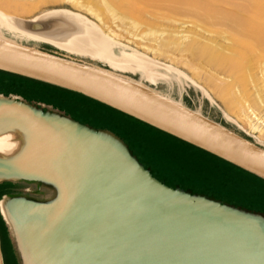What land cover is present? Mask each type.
Listing matches in <instances>:
<instances>
[{
	"label": "water",
	"instance_id": "water-1",
	"mask_svg": "<svg viewBox=\"0 0 264 264\" xmlns=\"http://www.w3.org/2000/svg\"><path fill=\"white\" fill-rule=\"evenodd\" d=\"M0 70L86 96L264 180L263 149L145 88L3 40ZM53 130L66 136L68 167L37 175L62 194L24 200L18 213L38 264H264V245L245 228L103 158L76 131Z\"/></svg>",
	"mask_w": 264,
	"mask_h": 264
},
{
	"label": "rangeland",
	"instance_id": "rangeland-1",
	"mask_svg": "<svg viewBox=\"0 0 264 264\" xmlns=\"http://www.w3.org/2000/svg\"><path fill=\"white\" fill-rule=\"evenodd\" d=\"M231 1L238 2L172 0V3L156 7L145 6L147 11L129 13L123 4L115 0H0V7L4 10H15L16 6L14 15L23 19H30L50 9H67L83 15L101 26L105 32L112 31L110 35L117 39L112 45V53L115 59H120L119 62L106 56L69 53L46 42L14 36L1 24L0 37L10 43L140 84L149 91L179 102L183 107L264 150V138H259L258 133L250 131L237 119V115L244 109L259 115L264 112V75L255 68L233 73L226 64H219L212 59V52H228L229 42L225 28L220 24L225 22L224 18L228 14L235 12ZM196 10L200 14L209 15L211 21L203 18ZM123 52L149 57L170 65L180 73L133 56H124ZM0 76L3 74L0 73ZM4 81L8 83L5 90L16 94L18 99L40 113H56L108 128L127 146L137 167L162 186L264 218L262 180L198 148L163 136L138 121L95 108L55 88L14 76H6ZM0 88L4 90L2 86ZM4 197L49 202L56 200L58 194L53 184L44 181L2 180L0 201ZM1 218L0 209V243L5 264H22L10 228Z\"/></svg>",
	"mask_w": 264,
	"mask_h": 264
},
{
	"label": "bare ground",
	"instance_id": "bare-ground-1",
	"mask_svg": "<svg viewBox=\"0 0 264 264\" xmlns=\"http://www.w3.org/2000/svg\"><path fill=\"white\" fill-rule=\"evenodd\" d=\"M115 1L120 5L123 4L129 13H134L136 10L147 11L145 6L156 7L172 3V0ZM231 5L234 6L235 12L231 15L228 14L224 18L225 22L220 24L225 28L226 39L229 42L228 52H212V59L219 64H226L233 73H240L247 69L250 71L255 68L264 75V0L231 1ZM3 10L0 7V24L14 36L46 42L69 53L89 54L94 57L106 56L112 58L114 62L120 60L115 59L112 53V45L117 40L110 35L112 31L107 30L106 32L109 34L106 33L101 26L79 13L67 9H50L40 12L30 19H23L14 15L17 10L16 6L15 10L9 8ZM196 12L200 14L199 11L196 10ZM200 15L211 21L209 15ZM96 18L98 19V17ZM211 25L215 24L212 23ZM0 40L7 41L1 37ZM123 54L180 73L170 65L160 63L149 57L126 54L125 52ZM133 84L143 88L140 84ZM160 96L181 105L177 101ZM262 107L264 110V102ZM27 116L32 117L33 120ZM226 118L235 121L229 116ZM237 119L241 120L250 131L258 133L259 138H264V112L259 115L249 109H244L237 115ZM56 128L76 131L83 144L98 149L103 158L116 159L133 173L146 178L145 174L129 157L121 141L111 134L103 131H91L56 113H40L23 100L0 95V180L33 177L37 180L51 182L48 179L38 177L37 172L45 171L49 166L53 168L54 165L59 164L68 167L66 136L63 133L55 132L53 129ZM53 184L56 186L58 196H61L62 187L59 184ZM160 190L182 202L192 204L240 225L254 234L264 245V218L243 213L201 197H192L181 192H169L161 188ZM23 203V197H4L0 201L1 214L10 228L22 264H38L28 235L18 218L19 209Z\"/></svg>",
	"mask_w": 264,
	"mask_h": 264
},
{
	"label": "crops",
	"instance_id": "crops-1",
	"mask_svg": "<svg viewBox=\"0 0 264 264\" xmlns=\"http://www.w3.org/2000/svg\"><path fill=\"white\" fill-rule=\"evenodd\" d=\"M0 71H3V70H0ZM4 72H6V71H4ZM9 73H10V72H9ZM0 77H2V76H0ZM3 77H4V78H3L2 80H5V79H6L5 76H3ZM0 80H1V78H0ZM49 88H50V87H49ZM51 88H52V87H51ZM52 89H54V88H52ZM57 90H59V89H57ZM59 91H62V92L68 93V94H70V95H72V96H75V97H77V98L83 100L85 103H88V104L94 106L95 108H98V109L100 108V109H102V110H104V111H106V112H110V113H114V114H119V115H122V116H123V114H121V113H119V112H116V111H114V110H112V109H109V108H106V107H104V106H102V105H99V104H96V103H94V102H91V101H89V100H86V99L82 98L81 96H78V95H75V94H71L70 92H66V91H63V90H59ZM0 95H1V96H4V97H12V98H14V99H16V100H21V99H18L19 96H17L16 94H12V93H9V94L0 93ZM63 117L69 119L70 121H72L73 123H75V124H77V125H79V126H81V127H86V128H88L89 130H91V131H95V132L103 131V132H106V133L111 134L112 136H114L115 138H117L118 140L121 141V143L124 145V147H125V149H126L128 155H129V152H128V149H127V146L123 143V141H122L118 136H116L114 133H112L108 128H100V127L94 126L93 124H90V123H88V122H81V121H79V120H77V119H75V118H73V117H67V116H63ZM140 123H141V122H140ZM141 124L144 125L145 127H148L149 129H151V130L157 132V133L162 134L163 136L171 137V138H173V139H175V140H178V139H176V138H174V137H172V136H170V135H168V134H165V133L159 132L158 130L153 129V128H151L150 126H146V125L143 124V123H141ZM178 141L183 142V141H181V140H178ZM183 143H185V142H183ZM186 145H187V143H186ZM188 145H189V144H188ZM209 155H210V154H209ZM211 156H212V155H211ZM129 157H131V156L129 155ZM133 161H134V163L136 164L135 160H133ZM220 161H221V160H220ZM38 177L43 178L42 176H39V175H38ZM20 179L42 181V180H37V179H35V178H33V177H31V178H27V177L25 178V177H22V178H19V179H17V180H20ZM4 180H12V179H4ZM0 181H2V180H0ZM44 182H46V181H44ZM47 183L53 184L52 182H47ZM260 183L264 184V182H262V181H260ZM53 185H54V184H53ZM54 186H55V185H54ZM55 187H56V186H55ZM58 197H59V196H58ZM1 217H2L1 219H4L3 216H2V214H1ZM0 252H1L2 264H5V261H4V258H3V253H2V248H1V243H0Z\"/></svg>",
	"mask_w": 264,
	"mask_h": 264
},
{
	"label": "trees",
	"instance_id": "trees-1",
	"mask_svg": "<svg viewBox=\"0 0 264 264\" xmlns=\"http://www.w3.org/2000/svg\"><path fill=\"white\" fill-rule=\"evenodd\" d=\"M0 73H2L3 76H5V75H6V76H14V77L19 78L20 80L32 81V82H36V83H38V84H40V85H42V86L52 87V88H55V89L63 90V91H66V92H70L71 94H75V95L81 96L82 98H84V99H86V100H89V101L94 102V103H96V104L102 105V106H104V107H106V108H109V109H112V110H114V111H116V112H119V111H117V110H115V109H113V108H111V107H109V106H106V105H104V104H102V103H99V102H97V101H95V100H93V99H90V98H88V97H86V96H83V95H81V94H78V93H76V92H73V91H70V90H67V89H64V88H60V87H57V86H54V85H50V84H47V83H44V82H41V81H37V80L31 79V78H27V77H24V76H21V75H17V74H13V73H9V72L0 71ZM3 76H2V77H3ZM6 76H5V78H6ZM0 86H2V87L4 88V90H2V89L0 88V93L9 94V92H8L7 90H5V89L8 87V83H7V82H5L4 80L1 79V80H0ZM119 113H121V112H119ZM121 114H123V113H121ZM123 115L126 116V117H129V118H131V119H133V120H135V121L140 122L139 120H136V119H134V118H132V117L126 115V114H123ZM141 123H142V122H141ZM143 124H145V123H143ZM145 125L148 126L147 124H145ZM151 128H153V127H151ZM153 129H155V128H153ZM155 130H157V129H155ZM158 131H159V130H158ZM159 132H161V131H159ZM162 133H163V132H162ZM189 145H190V144H189ZM195 148H196V147H195ZM205 153H207V152H205ZM208 154H209V153H208ZM210 155H211V154H210ZM212 156H213V155H212ZM213 157H215V156H213ZM215 158H217V159L221 160L222 162H225V163H227V164H229V165H231V166H234V167H236V168H238V169L244 171L245 173H248V174H250V175H252V176L258 178L259 180L264 181L263 179H261V178L255 176V175H253V174H251V173H249V172H247V171H245V170H243V169H241V168H239V167H237V166H235V165H233V164H230V163H228V162H226V161H224V160H222V159H220V158H218V157H215Z\"/></svg>",
	"mask_w": 264,
	"mask_h": 264
}]
</instances>
